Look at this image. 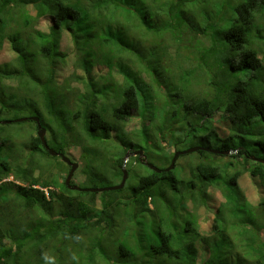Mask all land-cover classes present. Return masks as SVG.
<instances>
[{
	"label": "trees",
	"instance_id": "obj_1",
	"mask_svg": "<svg viewBox=\"0 0 264 264\" xmlns=\"http://www.w3.org/2000/svg\"><path fill=\"white\" fill-rule=\"evenodd\" d=\"M199 1L0 0V50L7 44L12 54L0 58V114L29 100L51 147L64 153L82 150L87 179L100 177L101 166L108 168L87 156L99 143L110 152L123 151L111 162L117 180L127 153L142 150L147 159L155 154L167 161L157 172L140 156L131 157L129 177L134 164L143 172L133 171L140 175L138 184L131 192L124 193L125 187L100 198L69 189L45 168L42 159L59 157L45 149L37 126L19 145L4 129L13 122L0 123V139L5 136L0 142V264H264V198L250 203L238 189L245 173L264 186V162L248 166L258 156L246 144L251 139L264 149V0H204L208 8L197 9L193 3ZM188 4L202 24L181 15ZM21 5L29 8L24 17L15 14H21ZM157 8H169L160 25L153 20ZM130 25L157 34L172 31L149 37L152 59L173 55L166 68L148 59L146 71L135 73V63L121 59L112 72V54L124 57L130 46L122 34ZM194 39L204 51H195ZM163 49L167 55L158 52ZM191 77H202L208 95L199 97L197 91L177 110L174 98L182 91L174 87ZM13 80L23 87L24 98L10 85ZM65 82L76 90L74 101ZM100 84H107V102ZM168 120L175 122L166 127ZM133 121L137 127L125 129ZM179 124L191 129L193 145L202 139L232 151L228 162L219 164L210 156L220 154L199 150L198 162L185 167L176 162L166 171L182 143ZM202 208L213 216L202 219Z\"/></svg>",
	"mask_w": 264,
	"mask_h": 264
},
{
	"label": "rangeland",
	"instance_id": "obj_2",
	"mask_svg": "<svg viewBox=\"0 0 264 264\" xmlns=\"http://www.w3.org/2000/svg\"><path fill=\"white\" fill-rule=\"evenodd\" d=\"M203 1L204 0H201L199 2H194L193 6L197 9L208 8L203 4ZM189 6H191V4H188L185 7L180 8L181 12L183 13V14H181V13L180 14L184 18H187L186 16H190V15L193 18L194 17L197 18V16H195L197 14V9H194V8L189 9ZM20 8L22 9L21 14L15 13V12L14 13L17 16L24 17L23 14L27 10H29V8L25 5H21ZM168 9L169 8H157L156 12L159 13V15L153 16V20H155L159 25L163 24L167 19V16L164 14V12L167 11ZM14 10H16V8H14ZM153 20L151 19V21L155 24V22ZM197 21L200 23L201 19L198 17ZM202 23L203 22H201L200 24H202ZM130 26H131V28L124 30L122 34H123V37H126V40H129L128 44L130 46L135 45L136 50H131V48H129L130 47L129 46L126 49V51L123 53V55H125V56L121 57V58H117V57H119L118 55L112 54L111 63L114 64L112 72L118 70L117 66H119V63H122L121 59H124V61H126V62H127L126 59H131V61H133L136 65L135 69H134L135 73H138L141 71L145 72L146 71L145 64H146V62L149 63V60L151 61L150 64L152 66L158 65V66H161L162 69L166 68V64L170 63L172 61V58H169V57H171L173 55H169L168 57L163 56L161 60L152 59L151 57L154 56V53H152L150 51V49H148L151 46L152 38H149V37H166V34L172 33V31H166V34H161L160 32H159V34H157V32H151V31L146 32V29L144 27H139V26L133 27L132 25H130ZM66 37L68 38V36H66ZM216 37L219 38L220 36L216 35ZM191 38H193V37H191ZM67 41L68 40L65 39V44ZM193 45H194L195 51L197 53L204 51L205 46L200 41H198L197 39H194ZM138 46H139V48H137ZM169 51L171 52V49ZM158 52L161 54H164V55L168 54L167 49H163V50H160ZM182 54L188 55V52H186V54H184V53H182ZM10 57H12V54L9 51L7 44H5L4 47L2 48V50H0V58H10ZM98 57H100V56H98ZM106 57H107V54H106ZM86 59L90 63L96 64L95 59H91L88 57ZM102 61H103V59H102ZM104 63L106 64L105 66H107V64H109V63H107V59ZM191 63L194 64L195 62L194 61H188L187 65H189ZM178 71H179V69H178ZM179 76H181V75H179ZM168 77L173 79L174 76H172V72H170ZM192 77H193V75H192ZM192 77H191V82H189L187 84L181 83L178 86L174 87V90L182 91V94L180 96L174 98L175 100L173 102V107L177 110L182 111V108H183L182 105L187 103L188 101H191L194 98V96L197 95V91L199 92V97H202L207 92V89H203V85L201 84L202 83V79H201L202 77L199 80L196 78L193 79ZM13 81L15 83H10V85H12V86L15 85L16 88L18 89L17 81L16 80H13ZM100 85L102 86L103 91L106 94V97H107L106 102H107L108 100H110L108 93L105 91V87H107V84H100ZM64 88L67 90V93L70 95L74 94L76 92V90L72 89L70 84H68L66 82L64 83ZM67 88H70V89H67ZM22 89H23V87L21 89L17 90L20 98H24L26 96V92ZM175 92L176 91H173L174 94H175ZM207 95L208 94L206 93V96ZM71 101H74L72 98V95H71ZM77 107H78V105H77ZM31 111H32V107H31L30 101L24 99L22 105L13 104L9 109H6L4 113L0 114V123L2 124L3 121H15V120L20 119V118H29V117L35 116L32 114ZM67 112L69 114H71L68 110H67ZM174 122H175V120H170V121L168 120V122H166V127L168 125L169 126L172 125L171 123H174ZM32 123H33V121H31V120H27L26 122H22L21 124L13 122L12 125H10L9 127H4V129L7 130L6 131L7 133L9 132V136L11 137L12 140L14 139V142H19V145H21L22 141L27 137V135H30V131H33V129L35 131H37V127H35L37 125L34 126V125H32ZM179 123H182L181 119H180ZM33 126H34V128H33ZM178 126L181 128L180 131L178 132V134H183V137L180 138L182 140V143H180V145H179V151H185V150L189 149L190 147H193V142H191V139L189 137V133L191 132L190 131L191 129H189V127H187V126H186V128L185 127L182 128L180 124ZM261 126H264V124H262ZM1 127L2 126H0V128ZM136 127H137V122L133 121V122L129 123L127 125V127H125V129L127 128L130 130H134ZM174 128L176 129V125H174ZM117 134H121V133L118 132ZM187 135H188V137H187ZM169 137H171V134L170 135L168 134V138ZM0 140H1L0 142L4 141L5 136H3L2 139H0ZM199 141H201V143L197 142L196 145L208 146V147L215 148V149L220 148L219 145L215 144L212 141L210 143L206 142V141L203 142L202 139H199ZM173 143H175V142H173ZM246 144H247L248 148H250L251 150L255 149V152H256L255 154L258 156L257 158L264 159L263 158L264 157V149L260 145L253 143V141L251 139L248 140L246 142ZM99 146H98L99 148L96 147L94 149V151H90L91 154L87 155V156H89L92 159L95 157L97 166L99 164H102L105 161L108 168L107 169H101L103 167V166H101V168H99L101 175H100V177L95 178V179H87V176H85V174L82 172L83 168L85 167V164L87 163L86 162L87 159L84 160L80 157L82 150L78 147L69 149L67 155H69L74 162H77L80 164V167L76 171L75 176L73 178L74 183L79 184V182H82L81 184L83 187H104V186L117 184L118 182L121 181V177H120V180H117V178H115L114 169L111 167V162L113 159L120 157L123 154V151L120 150L117 152H110L109 150L104 149L103 144L99 143ZM165 147L166 146L164 144V148ZM174 149L175 148L173 146L168 148V150L173 151V152H174ZM140 151H142V150H140ZM111 153H112V155H111ZM153 153L154 152H152V154ZM174 154L175 153H173V155L171 157V163H172ZM201 154H203V153H201ZM199 155H200L199 152H194L191 154L182 155V156H180V158H178V160L176 162L178 164H183V167H185V166H187L189 161H194L197 157H199ZM210 157L213 161H215L219 164H226L229 160V158L225 154L213 155V156L211 155ZM155 158H156V155L154 154L153 156H151L148 159V162L150 164H152L156 167H160V168L167 166V161H162L161 159H158V158L155 159ZM42 160L41 161L44 163L43 165H45V168H47L53 176H55L57 174L60 176L61 181H65L66 176L69 173V169L66 166V164L60 160V158H56L53 160H49L46 158V159H42ZM232 161H234V163H233L234 167L237 168L239 164H242L243 160L240 159L239 164H236L237 162L235 160H232ZM194 162H198V161H194ZM256 163H258V162L250 160V162L248 163V166L251 165V168H252L253 166L256 165ZM224 168L225 167H222V169H224ZM108 169H110V173L107 172ZM130 169L133 171L137 170L139 172H142L141 168L137 164L130 166ZM144 170L146 173L147 172L149 173V171H147V168L144 167ZM228 170H231V172L234 171L232 167L228 168ZM133 171H132V173H131V175H130L127 183H126V188H125L126 190L124 191V193L131 192V188L135 187L138 184V181H139L138 177L140 175L134 174ZM224 172L225 171H220V173H224ZM142 175H143V172H142ZM259 183H260V185H258ZM238 189L240 192H243L246 195V197L250 203H254L257 205L259 200L264 198V186H262V182L258 179L253 178L252 176H250L249 173H245L239 178ZM104 192H106V191H104ZM104 192H98V194H99L98 197L101 198L103 196L102 194ZM260 192H261V194H260ZM215 200H216V204L219 201H221V195L219 192L216 194ZM199 213H202V219H205L206 217H212L213 216V215H209V214H213V212H211L205 208L200 209ZM226 213L228 215V212H226ZM186 219H187V217L185 218V221H186ZM205 225H207V227L209 226V224H205ZM183 227H184V223H182L181 229Z\"/></svg>",
	"mask_w": 264,
	"mask_h": 264
},
{
	"label": "water",
	"instance_id": "obj_3",
	"mask_svg": "<svg viewBox=\"0 0 264 264\" xmlns=\"http://www.w3.org/2000/svg\"><path fill=\"white\" fill-rule=\"evenodd\" d=\"M28 118H20V119H17L13 122H23V121H26ZM30 119L34 120L37 122L38 124V136L40 137L44 147L48 150V152L50 153V155L52 156H60L62 158V160L67 163L71 169H70V172L66 178V185L69 187V189H72L74 191H84V192H92V193H97V192H104V191H114V190H120L122 188L125 187L126 185V182H127V179H128V176H129V173H128V170L126 169L125 165L123 167V178H122V181L121 183L117 184V185H111V186H104V187H81L79 186L78 184H75L73 185L71 183L72 181V178L74 176V173L75 171L78 169L79 167V164L76 163V162H73L70 157H68L67 155H65L64 153H60L58 151H56L54 148L50 147L47 140H46V129L42 127L41 123H40V119L38 117H30ZM12 121H3L2 123H11ZM199 150H207V151H210V152H213L215 154H231L232 151H222V150H217V149H212V148H208V147H202V146H194V147H190L189 149L185 150V151H177L175 154H174V157H173V160H172V163L171 165L166 168L165 170L166 171H169L171 169H173L175 167V164H176V161H177V158L180 156V155H183V154H188V153H191V152H195V151H199ZM136 154H139V155H144L143 151H137ZM0 155H1V144H0ZM130 157V154H127V158ZM252 159L253 160H256V161H259V162H264L263 159H260V158H257L255 156H252ZM146 165H148L151 169L157 171V172H161L162 169L148 163V162H145Z\"/></svg>",
	"mask_w": 264,
	"mask_h": 264
},
{
	"label": "clouds",
	"instance_id": "obj_4",
	"mask_svg": "<svg viewBox=\"0 0 264 264\" xmlns=\"http://www.w3.org/2000/svg\"><path fill=\"white\" fill-rule=\"evenodd\" d=\"M32 117H38V116H32ZM39 118V117H38ZM40 119V118H39ZM27 120H31V121H33V124H34V126L35 125H37V127H38V124H37V122L36 121H34V120H32V119H30V117L27 119ZM26 120V121H27ZM26 121H23V122H26ZM13 122V121H12ZM15 123H22V122H15ZM40 123H41V121H40ZM4 124V123H3ZM41 125H42V123H41ZM43 127V126H42ZM43 128H45V127H43ZM46 129V128H45ZM38 131H39V129H38ZM46 135H47V129H46ZM46 140H47V138H46ZM48 142V141H47ZM49 144V143H48ZM44 146V145H43ZM50 146V145H49ZM194 146H201V145H193V147ZM51 147V146H50ZM202 147H208V146H202ZM53 148V147H52ZM208 148H211V147H208ZM46 149V148H45ZM55 149V148H54ZM212 149H215V148H212ZM56 150V149H55ZM175 150V149H174ZM217 150H219V149H217ZM57 151V150H56ZM137 151H140V150H136L135 152H132L131 154L130 153H127V154H130V157L129 158H127V154H126V156H125V167H126V169H127V163H128V161L130 160V158L131 157H133V156H140V158L141 159H144V161L145 162H148V159H147V157L146 156H144V155H139V154H136V152ZM177 151V150H176ZM176 151H175V153H176ZM179 151V150H178ZM59 152V151H58ZM60 153H64V152H60ZM67 153L68 152H66V153H64L65 155H67ZM233 153H237V151H235V152H233ZM221 155V154H220ZM227 155V154H226ZM68 157H70L69 155H67ZM55 157H59L60 159H62L60 156H55ZM179 158V157H178ZM177 158V159H178ZM70 159L72 160V158L70 157ZM251 159H252V157H251ZM253 160V159H252ZM264 160V159H263ZM73 161V160H72ZM253 161H255V162H259V161H256V160H253ZM74 162V161H73ZM77 163V162H76ZM149 163V162H148ZM260 163H262V162H260ZM67 164V163H66ZM79 164V163H78ZM146 164V163H145ZM68 165V164H67ZM124 165H123V167H124ZM68 167H69V172H70V169H71V167L68 165ZM79 167H80V164H79ZM79 167H78V169H79ZM77 169V170H78ZM76 170V171H77ZM128 170V169H127ZM76 171H75V173H76ZM122 172H123V168H122ZM75 173H74V176H75ZM128 173H129V171H128ZM69 174V173H68ZM68 176V175H67ZM67 176H66V178H67ZM74 176H73V178H74ZM73 178H72V181H71V183L73 184V185H75L76 183H74L73 182ZM122 178H123V173H122V177H121V181H122ZM13 178L12 177H10V178H6L5 180L6 181H11ZM128 179H129V176H128ZM128 179H127V181H128ZM118 180H120V179H118ZM121 181L120 182H118L117 184H119V183H121ZM65 183H66V179H65ZM127 183V182H126ZM117 184H114V185H117ZM79 186H81L80 185V182H79V184H78ZM109 186H111V185H109ZM38 187V186H37ZM82 187V186H81ZM125 187H126V185H125ZM124 187V188H125ZM83 188H85V187H83ZM123 189V188H122ZM53 190V189H52ZM72 190V189H71ZM121 190V189H120ZM114 191H116V190H114ZM45 192H46V195L48 196L49 194H48V189H45ZM98 193V192H97Z\"/></svg>",
	"mask_w": 264,
	"mask_h": 264
},
{
	"label": "flooded vegetation",
	"instance_id": "obj_5",
	"mask_svg": "<svg viewBox=\"0 0 264 264\" xmlns=\"http://www.w3.org/2000/svg\"><path fill=\"white\" fill-rule=\"evenodd\" d=\"M178 151V150H177Z\"/></svg>",
	"mask_w": 264,
	"mask_h": 264
}]
</instances>
